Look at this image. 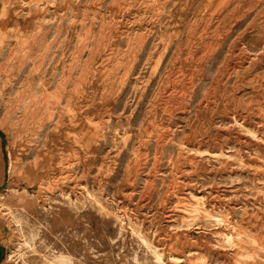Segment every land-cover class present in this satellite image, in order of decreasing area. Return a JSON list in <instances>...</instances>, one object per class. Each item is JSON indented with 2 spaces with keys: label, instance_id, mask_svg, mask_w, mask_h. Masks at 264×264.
Returning a JSON list of instances; mask_svg holds the SVG:
<instances>
[{
  "label": "rangeland",
  "instance_id": "rangeland-1",
  "mask_svg": "<svg viewBox=\"0 0 264 264\" xmlns=\"http://www.w3.org/2000/svg\"><path fill=\"white\" fill-rule=\"evenodd\" d=\"M3 4L0 264H264V0Z\"/></svg>",
  "mask_w": 264,
  "mask_h": 264
},
{
  "label": "crops",
  "instance_id": "crops-1",
  "mask_svg": "<svg viewBox=\"0 0 264 264\" xmlns=\"http://www.w3.org/2000/svg\"><path fill=\"white\" fill-rule=\"evenodd\" d=\"M4 7H5V5L3 4V6L0 8V11H1V9L4 8ZM0 17H1V16H0Z\"/></svg>",
  "mask_w": 264,
  "mask_h": 264
},
{
  "label": "bare ground",
  "instance_id": "bare-ground-1",
  "mask_svg": "<svg viewBox=\"0 0 264 264\" xmlns=\"http://www.w3.org/2000/svg\"><path fill=\"white\" fill-rule=\"evenodd\" d=\"M0 64H1V62H0ZM1 66V65H0ZM21 79V78H20ZM5 92V91H4ZM18 105V104H17ZM23 105V104H22ZM22 110H24V109H22ZM29 110V109H28ZM28 124V123H27Z\"/></svg>",
  "mask_w": 264,
  "mask_h": 264
},
{
  "label": "trees",
  "instance_id": "trees-1",
  "mask_svg": "<svg viewBox=\"0 0 264 264\" xmlns=\"http://www.w3.org/2000/svg\"><path fill=\"white\" fill-rule=\"evenodd\" d=\"M0 261H1V257H0Z\"/></svg>",
  "mask_w": 264,
  "mask_h": 264
}]
</instances>
